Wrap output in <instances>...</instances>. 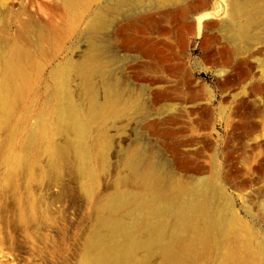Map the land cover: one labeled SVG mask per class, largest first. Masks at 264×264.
Returning <instances> with one entry per match:
<instances>
[{
    "label": "rangeland",
    "instance_id": "1",
    "mask_svg": "<svg viewBox=\"0 0 264 264\" xmlns=\"http://www.w3.org/2000/svg\"><path fill=\"white\" fill-rule=\"evenodd\" d=\"M154 1L0 0V52L19 44L32 54L31 89L12 121L18 133L11 134L4 157L0 153V264H86L97 207L109 203L116 185L123 192L140 190L137 180L125 181L130 171L124 160L136 146L145 152L142 166L165 176L162 189L179 178L193 188L187 178L193 174L215 207L228 203L249 230L247 247H240L264 264V0H208L201 12L213 25L203 24L198 33V18L191 17L183 44L175 22H168V35H153L161 41L160 58L125 59L118 28L139 8L158 11ZM99 8L107 24L89 32ZM248 19L249 35L239 36ZM93 52L91 94L104 109L71 149L65 130L56 127L57 71L66 74L72 100L87 111L91 99L68 63ZM153 119L161 122L156 128L147 125ZM53 136L66 145L55 163L48 146ZM80 145L83 161L74 154ZM176 152L198 173L180 168ZM216 187L222 194H213ZM224 250L214 244L198 264H218Z\"/></svg>",
    "mask_w": 264,
    "mask_h": 264
},
{
    "label": "bare ground",
    "instance_id": "2",
    "mask_svg": "<svg viewBox=\"0 0 264 264\" xmlns=\"http://www.w3.org/2000/svg\"><path fill=\"white\" fill-rule=\"evenodd\" d=\"M154 2L159 8L158 11L139 8L126 14L127 22L119 26L118 32L123 37L125 59L133 55L160 58L163 55L161 41L153 35H168L173 29L168 22L173 24L175 22L174 27L183 44L186 42L187 32L192 29L191 17L198 18V33L203 24L206 28L214 24L205 21V12H201L208 0ZM235 6L241 8L242 12L245 9L243 2ZM251 23L252 21L248 19L247 24L238 28L237 34L249 35L248 26ZM106 24L105 13L99 8L88 22L89 32L98 31ZM21 37L28 43L25 37ZM96 56L97 54L93 52L81 62L68 63L79 73L83 81V90L91 99V106L87 111L79 108L72 100L66 86V74L57 71L56 92L59 97L54 101L55 112L58 113L55 117L58 125L56 127L65 130L66 145L69 148L71 146V149L77 141L84 139L89 125L100 118L104 109L97 101L96 95L91 94L93 85L89 80L88 66L91 60L96 61ZM31 58L30 49L19 44H14L7 52H0V131L3 130L5 134L2 139L0 138V153L3 157L11 134L18 133L17 128H12L15 110L18 106L25 105L23 94L26 93V89L28 91L31 89V86L29 87L31 74L28 68ZM150 67L155 69L157 64L152 63ZM57 94L54 93L55 99ZM160 123L159 120L153 119L147 122V125L156 128ZM54 137L48 145L53 163L56 162L57 156H64L66 146L57 143ZM33 140L32 137L28 138L27 144ZM81 148V145L78 146L74 154L83 161L84 154ZM143 155L144 150L136 146L128 152L124 160V166L130 171L125 181L137 180L140 190L132 193L123 192L116 185L117 190L109 203L97 207L96 226L86 243L88 253L86 264H141L149 262L151 258L156 259L151 264H198L200 253L211 249L214 244L221 243L225 250L218 264H256L253 254L246 253V249L239 245L243 242L247 247L249 230L228 203L215 207L212 195H209L207 188L202 186L199 178L193 174L187 175V178L196 183L193 188H188V183L179 178L162 189L165 176L159 174L151 165L143 167L141 159ZM176 156L180 158L177 160L180 168H184L186 172L198 173V166L190 165L186 156L178 152ZM120 182L122 183V178ZM241 189L237 187L238 192ZM213 194H222L221 188H214ZM125 207L129 208L125 215H118ZM217 235L222 238L216 239ZM139 252L145 253L143 259L136 258Z\"/></svg>",
    "mask_w": 264,
    "mask_h": 264
}]
</instances>
